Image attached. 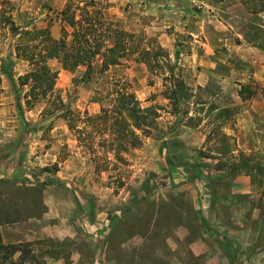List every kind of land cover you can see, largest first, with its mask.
Returning <instances> with one entry per match:
<instances>
[{"label":"rangeland","instance_id":"374dc122","mask_svg":"<svg viewBox=\"0 0 264 264\" xmlns=\"http://www.w3.org/2000/svg\"><path fill=\"white\" fill-rule=\"evenodd\" d=\"M99 1L106 20L134 33L130 52L105 71L100 57L89 68L73 71L50 60L58 71L56 91L72 110L94 115L107 104L114 85H125L142 106L155 107L157 115L147 122L141 146L129 152L128 165H119L127 180L117 188L118 173L95 171L68 121L48 112L52 99L31 109L24 105L26 87L19 86L17 77L28 69L27 63L15 57L16 37L0 22V197L24 205L32 199L31 208L38 212L40 196L32 195L29 187L45 183L41 199L48 204L44 218L2 224L3 242L19 243L11 242L16 240L14 232L29 233L30 239L25 236L21 243L30 242L32 253L23 264H240L243 255L249 264H257L256 221L248 215L250 231L239 233L240 225L220 208L222 198L246 199L264 215V153L243 152L248 168L235 170L238 152H228L235 143L223 139V127L230 121L223 122L221 109H211L230 102V92L216 84L188 85L193 70L170 68L168 50L144 33L129 4L117 11L110 1ZM244 1L253 13L264 15V0ZM56 2L9 0L3 8L15 25H49L57 38L64 23ZM262 37L264 44V31ZM142 49L149 50V64L141 62ZM176 81L185 84L177 94ZM249 82L244 94L255 90L264 96V76L261 85ZM237 173L252 178L254 193L228 196L223 180ZM12 260L19 261L18 253Z\"/></svg>","mask_w":264,"mask_h":264},{"label":"trees","instance_id":"16d2710c","mask_svg":"<svg viewBox=\"0 0 264 264\" xmlns=\"http://www.w3.org/2000/svg\"><path fill=\"white\" fill-rule=\"evenodd\" d=\"M0 3V22L9 25L12 35L16 37L15 57L27 63L28 69L17 77L19 86L26 87L22 96L24 105L31 109L39 101L52 99L53 107L48 112L56 113L68 121L75 134L77 146L84 148V153L90 157L95 171H116L117 188L123 187L127 177L119 172V165L127 166L129 152L141 146L147 122L157 115L155 107L142 106L134 91L125 85H114L108 92L107 104H101L98 113L90 115L87 111H74L63 103L56 91L58 71L50 66L49 61L56 60L60 68L73 71L79 66L89 68L100 57L101 70L105 71L128 55L129 41L134 33L106 20L105 13L99 7V0H66L59 11L64 24L57 38L51 34L49 25L31 28L15 25L10 14H6L7 10L3 8V4H9V0H0ZM148 51L141 50V62L146 64H149L146 59ZM184 85V82L176 81L173 93L177 94L178 89L184 88ZM248 88V84L241 85L240 97L249 98L254 94V90L244 94ZM17 106L22 109L19 100ZM214 108L215 105H212L211 109ZM220 111L227 120L233 113L231 108ZM223 139L231 138L224 134ZM228 152L232 153V149ZM238 158L240 164L234 165V169H247L248 157L240 151ZM166 161L170 165L169 159ZM54 167L57 169V164ZM217 169H222V166ZM259 169L262 170V167ZM44 185L45 183L32 184L29 187L32 195L38 193L40 196L38 212L31 208L32 199L27 200L24 205L20 201L0 197V226L40 218L47 210L41 199ZM229 252L231 253L230 250ZM16 253L19 261L14 264H23L31 257L30 242L4 243L0 232V264H13L12 259Z\"/></svg>","mask_w":264,"mask_h":264},{"label":"crops","instance_id":"0c3cea01","mask_svg":"<svg viewBox=\"0 0 264 264\" xmlns=\"http://www.w3.org/2000/svg\"><path fill=\"white\" fill-rule=\"evenodd\" d=\"M56 1L61 9L66 2ZM108 1L114 4L111 8L117 11L129 4V12L144 33L155 36L158 45L168 50L170 68L193 70L188 85L205 88L216 84L222 92H230V102L221 107L215 106L214 111L225 108L233 110L229 120L222 117L224 123L230 121L224 125L223 131L235 143L232 152L264 153V96L255 90L249 98L239 95L241 85L252 83L250 79L259 84L264 76V15L253 13L244 0ZM256 15L260 17L258 20ZM256 31L261 37L257 38L254 34ZM51 33L56 35L57 32L52 29ZM217 172L223 170L217 169ZM223 181H226L228 196L254 193L255 185L247 174L225 177ZM215 200L213 197L212 201ZM236 200L222 198L220 208L227 210L225 214L229 219L240 225L239 233L250 231L247 227L248 215L251 222L256 221L255 247L260 254L256 259L257 264H264V215H260V209L252 207L250 201ZM44 204L47 207V202ZM208 205L212 210V205ZM47 215L46 210L40 218ZM40 218H31L22 223ZM14 235L16 240L11 242H22L25 236L26 240L30 239L28 232H14ZM243 257L239 259L240 264H247V256Z\"/></svg>","mask_w":264,"mask_h":264}]
</instances>
